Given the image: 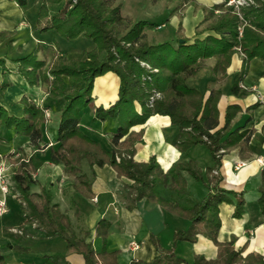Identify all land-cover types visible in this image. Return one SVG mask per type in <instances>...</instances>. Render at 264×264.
I'll list each match as a JSON object with an SVG mask.
<instances>
[{"label": "trees", "instance_id": "1", "mask_svg": "<svg viewBox=\"0 0 264 264\" xmlns=\"http://www.w3.org/2000/svg\"><path fill=\"white\" fill-rule=\"evenodd\" d=\"M13 1L21 8L29 5V0ZM229 1L203 8L204 19L192 38L170 37L152 44L146 40L144 31L161 24L133 21L121 15V5H115L112 0H41L36 22L39 33L54 31L66 41L83 35L94 43L91 50L78 58L68 57L57 48L49 63L40 58L43 49L39 43L30 51L17 54L13 46L15 32H0V67L4 68L6 61H11L17 64V73L30 86L42 82L46 84L48 96L64 99L57 143L49 147L43 158L23 150L2 157L17 167L11 176V193L20 201L24 222L35 223L46 237L66 243L65 253L49 256V264H63L68 253L81 255L85 264H119V250L106 249L110 222L101 219L96 225V236L102 241V249L97 251L86 242L88 231L84 230L81 237L75 235L69 216L53 202L50 190L32 191L37 167L49 161L63 165L73 189L92 199V184L82 171L84 160L91 170L94 166L109 165L119 177L134 181L131 188L136 194L135 201L146 198L190 221L188 230H175L172 248L160 249L157 238L152 236L159 254L148 262L134 259L129 264H189L177 255L175 246L180 241L194 242L198 234L205 235L218 246V255L214 260L197 256L190 264H264V256L259 253L242 257L233 242L218 241L220 204H232L235 218H241L245 208L243 192L220 187V162L227 153L244 149L243 145L245 147L249 142L251 132L244 128L259 103L255 101L247 106L249 115L241 123L237 118L242 111L240 104L226 105L221 123L218 103L223 96L222 88L207 93L188 82L198 75L209 59L214 60L211 69L216 80L223 81L233 56L241 52L244 54L243 66L234 75L229 93L237 100L252 96V91L241 84L248 74L250 60L259 58L264 64V0L248 1L238 10L228 5ZM188 3L192 5L195 1L182 0V5ZM108 73L117 78L116 100L106 107L96 105L92 113V119L98 123L108 119L117 123L106 146L85 134L80 125L83 110L93 100L96 79ZM262 75L264 77V70ZM9 87L8 82L0 81V100ZM155 93L160 97H154ZM19 103L23 107L22 115L15 116L10 115L0 102V127L14 129L17 135L29 137L32 148L39 152L49 146L45 136L49 121L46 108L27 96ZM156 114L169 117L174 129L171 143L178 151L184 153L198 144L210 151L214 165L205 173L212 191L208 187L209 192L200 201L190 200L187 204L179 201L181 198L187 202L190 197L186 174L197 182L204 181V173L195 161L173 163L164 172L155 157L144 163L134 160L135 145L142 140L144 130L130 129ZM261 175L257 203L264 217V165ZM159 187L176 193L178 200L162 197ZM14 248L18 252L28 251L20 246ZM0 264H7L1 254Z\"/></svg>", "mask_w": 264, "mask_h": 264}, {"label": "crops", "instance_id": "2", "mask_svg": "<svg viewBox=\"0 0 264 264\" xmlns=\"http://www.w3.org/2000/svg\"><path fill=\"white\" fill-rule=\"evenodd\" d=\"M194 1L195 4L183 5L185 8L181 25L187 38H192L196 28L202 23L205 16L203 8L220 5L224 0ZM40 3L41 0H29V5L21 8L13 0H0V31L11 29L15 31L16 39L13 46L17 54L26 53L32 49V46L39 43L43 49L40 58L47 59L49 63L58 49L68 57L78 58L94 47V43L83 35L75 40L66 41L54 31L39 33L36 30V22ZM50 9L52 10V7ZM243 57V53L237 52L227 70L225 79L228 78L229 83L225 89H222L223 96L218 103V108L221 109L219 120L223 123L222 116L228 104L239 103L242 107V111L237 116L240 123L249 115V112H246L247 106L255 101L259 105L250 113L251 121L244 128L251 132L249 142L245 147L243 145L244 149H236L226 154L220 162L221 166L218 169L222 177L220 187L226 191L243 192L245 208L242 217L235 218L232 204H220L221 228L218 241L233 242V246L242 257L249 253H259L264 256V217L261 216L257 203L258 188L262 181L261 171L264 165L258 161V158L264 160V102H259L257 96H262L264 100V77L262 75L264 64L259 58L250 60L249 71L243 84L248 88L254 86L256 90H251L252 96L248 99L237 100L229 93V90L234 75L243 66ZM6 62L4 68L0 67V81L8 82L10 87L0 100L2 106L10 115L21 116L23 107L19 102L23 96H27L32 98L38 106L46 108L49 121L45 136L49 146L35 152L29 137L17 135L14 129L0 127V158L22 150L29 154L37 153L39 158H43L49 147L57 143L58 125L64 99L48 96L46 84L42 82L33 87L30 86L26 79L17 73V64L11 61ZM211 66H203L204 68L192 80L193 82L188 80L189 84L207 93L214 89L213 87L206 88L204 85L206 77L207 79L209 76L213 77ZM95 85L93 100L82 112V118L91 119V125H87L88 130L81 129L85 134L107 146L108 138L115 132L117 123L109 119L98 123L92 119V113L96 105L106 107L116 100V80L104 75L96 79ZM170 125L169 117L156 114L142 125H136L130 129L135 132L144 130L142 140L135 145L134 160L136 162L144 163L151 157H155L164 172L173 163H185L188 160H194L203 172L206 168L213 167L214 161L211 154L201 161L193 155L192 149L195 147H191L184 153L178 151L171 143L173 134L170 132ZM2 160L8 166V174L12 176L17 167L11 165L6 158ZM241 161L246 162L245 165L236 169V164ZM37 163L35 162L36 165ZM82 171L92 184L94 190L92 199L85 198L73 189L63 165L49 161L37 167L33 175L36 182L32 186V191L40 192L43 188L50 190L53 202L58 203L60 209L69 216L75 235L81 237L84 230L88 231L86 242L91 243L97 251L102 249V241L96 236V225L101 219L110 222L106 249L107 251L119 250V264H129L134 259L148 262L159 254L152 242V236L157 238L160 249H170L174 243L175 230H188L189 220L173 214L160 204L146 198L135 201L136 194L131 188L134 181L119 177L111 166L105 165L103 168L94 166L91 170L84 160ZM204 186L206 194L209 192L208 187L212 191L209 183ZM159 193L166 199L178 200L176 193H171L166 187H159ZM9 198L14 204L11 206L8 204V213L0 219V254L6 258L7 264H49V256L65 253V241L46 237L37 224L24 222L19 199L12 193L7 196L8 202ZM190 200L195 201L191 194L187 202L179 199L182 204H187ZM134 243L137 247L133 246ZM14 246L26 248L28 251L18 252ZM175 248L177 255L189 264L197 256H205L207 259L214 260L218 255V246L203 234H198L194 242L180 241ZM63 264L85 263L81 255L68 253Z\"/></svg>", "mask_w": 264, "mask_h": 264}, {"label": "rangeland", "instance_id": "3", "mask_svg": "<svg viewBox=\"0 0 264 264\" xmlns=\"http://www.w3.org/2000/svg\"><path fill=\"white\" fill-rule=\"evenodd\" d=\"M112 2H114L115 5H121V15L130 18L133 21L146 20L150 22L152 21L158 22L161 24L160 26L157 27L146 28L144 31L146 34V40L152 44L155 42L166 40V38H170V37L176 38L180 36L183 37L185 36L184 33L185 30L181 25L183 10L185 8L182 5V0H112ZM2 31L12 32L13 30L11 29V30H2ZM14 32L15 31H13V33ZM213 62L214 60L209 59V61H205L204 66L210 67V65H213ZM106 76L108 77L111 76L113 77V79L116 80V86H117L115 89L116 92L118 88L116 76L113 73L112 74L108 73L106 74ZM215 78L216 77L214 74L212 78L211 76H209L208 79L206 77L205 78L206 82L204 84L205 87L209 89L210 87H213L214 89H217L219 87L225 89L227 84L229 83L228 78L223 80V82H218V80H216ZM193 79L195 78H191L189 80L193 82L192 81ZM112 87H114V85ZM155 96L160 97V94L158 95V93H156L154 97ZM87 125L88 126L91 125V119L82 118L81 128L82 129L85 128L88 130L89 128H86ZM170 132L172 134L174 133V129L172 127H170ZM194 147L195 149H192L193 155L196 156V158L198 159L200 158L201 161H204L206 157L210 155V151L203 144H198L197 146ZM205 171L203 172L204 181L197 182L193 178L186 176V178L188 177L186 182L187 191L191 194L192 198H194L195 201H200L202 198L206 196V188L204 184L209 183V177L206 175ZM189 178L190 180H188ZM10 199L11 198L8 199L9 202L7 201V204L11 206L14 203H12L13 201ZM16 203L18 204V202Z\"/></svg>", "mask_w": 264, "mask_h": 264}, {"label": "built area", "instance_id": "4", "mask_svg": "<svg viewBox=\"0 0 264 264\" xmlns=\"http://www.w3.org/2000/svg\"><path fill=\"white\" fill-rule=\"evenodd\" d=\"M248 1L251 0H230L228 2V5H233L235 6L236 10H238L241 6L246 5L248 3ZM240 17L241 14L239 13ZM242 30V28H241ZM241 34V31H240ZM241 87H243L244 89L247 90H256V87L252 86L251 88H248L247 86H245L244 84H241ZM156 94V93H155ZM159 95V93H158ZM257 100L261 103L264 102L262 96H257ZM46 115L48 117V113L46 110ZM258 161H260V163L264 164V160L261 158H258ZM242 165H245V162L241 161L240 163L238 162L236 164V169L241 168ZM8 170V166L5 164L4 161H0V192H1V196H0V219L6 215L8 213V204H7V196L11 194V176L8 174L7 172ZM135 247H137V244L134 243Z\"/></svg>", "mask_w": 264, "mask_h": 264}]
</instances>
